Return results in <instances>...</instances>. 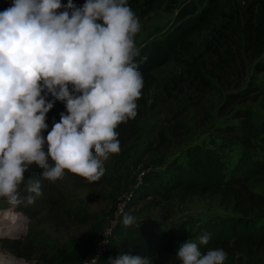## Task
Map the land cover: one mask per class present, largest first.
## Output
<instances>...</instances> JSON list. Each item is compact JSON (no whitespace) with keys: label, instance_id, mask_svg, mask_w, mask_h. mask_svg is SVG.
<instances>
[{"label":"rangeland","instance_id":"obj_1","mask_svg":"<svg viewBox=\"0 0 264 264\" xmlns=\"http://www.w3.org/2000/svg\"><path fill=\"white\" fill-rule=\"evenodd\" d=\"M177 1L183 4L188 0ZM9 4L10 0H0V9ZM245 4L246 0H219L216 6L222 14L216 15V22L201 28L189 40L188 60L199 62V70L207 79L209 88L202 91L190 85L187 67L174 61L151 73L160 86L164 82L171 85L176 81L180 90L173 89L171 96L166 97L160 106L159 99L165 98V92L158 93L159 98L155 99L153 90H140L133 118L134 133L123 134L118 139L120 151L105 161V171L98 180L88 184L66 174L55 182L41 180V195L32 204L22 202L12 207L0 199V239L19 241L24 245L18 249V254H11L0 247V256H6L8 262L0 260V264H49L41 259L45 254L69 258L60 264H82L84 256L95 245L119 205H123L120 216L123 212L133 214L135 224L147 231H173L180 243L205 233L204 227L212 222L222 223L240 215L232 204L215 194L174 192L164 200V197L151 192L165 191L176 166L189 167L188 154L194 147L214 150L231 171L241 157V150L237 130L232 132L229 127L241 124L238 117L241 111H250L254 119L264 121L260 98H250L264 89V70H261L264 49L257 56H252L246 49L243 29L248 14L243 12ZM131 10L140 23V30L134 37L138 50L175 27L176 11L159 7L141 18L139 6ZM229 13L236 19H230ZM222 23H226L228 29L220 36L215 27ZM209 41L218 46L219 57L206 49ZM141 95L146 100L145 105ZM232 95L245 99L233 101ZM160 134L162 139L158 140ZM250 156L264 164V143H257ZM249 186L264 196V170L250 179ZM20 192L23 196V184ZM46 197L59 199L58 205L45 203ZM14 211L16 213L12 214ZM259 213L261 216L255 223L264 225V208L259 209ZM256 217L247 219L254 223ZM5 228L21 231L8 233L3 230ZM125 229V226L117 229L109 253L100 264H107L108 259L115 256ZM203 247L204 251L211 248L206 244L200 247L201 251ZM21 253L30 259L25 260ZM174 256L167 255L153 261V264H168L170 260L171 264H179L172 259ZM224 264H264V248L228 253Z\"/></svg>","mask_w":264,"mask_h":264},{"label":"clouds","instance_id":"obj_2","mask_svg":"<svg viewBox=\"0 0 264 264\" xmlns=\"http://www.w3.org/2000/svg\"><path fill=\"white\" fill-rule=\"evenodd\" d=\"M139 30L127 0H10L0 11V199L32 204L41 180L72 174L94 182L103 175L105 161L120 151L115 129L136 116ZM55 102L63 111L49 127ZM31 166L40 178L26 181ZM120 222L131 226L136 217L123 212ZM208 240L205 232L178 244L172 259L224 264L222 248L200 250ZM107 264H153V257L121 254Z\"/></svg>","mask_w":264,"mask_h":264},{"label":"trees","instance_id":"obj_3","mask_svg":"<svg viewBox=\"0 0 264 264\" xmlns=\"http://www.w3.org/2000/svg\"><path fill=\"white\" fill-rule=\"evenodd\" d=\"M218 1L188 0L183 4H179L177 0H127L131 9L139 6L138 14L141 18L147 16L151 11L159 7H164L168 11H176L174 29L167 33H162L155 40L143 45L138 50V55L135 58L143 79L142 91L153 90L155 99L159 98L158 93L162 94L165 92V98L159 99V106L166 97L171 96L173 89L180 90L176 81L171 84L172 86L167 82H164L160 86L151 76V73L156 68L169 61L185 64L187 67L185 70L190 76V85L196 89L200 88L202 91H204L203 88H209L207 79L199 70V62L196 59L188 60L187 55L190 50L189 40L193 37V34L197 33L201 28L216 22L215 16L222 14V11H218V6H216ZM61 2L65 3L66 0H61ZM73 3L80 6L83 4V0H73ZM204 3L208 4L203 7L202 5ZM199 6L202 7L199 9ZM243 8L244 15H246V12L248 14L243 29L246 49L252 53V56H257L264 49V0H246ZM2 10L4 9H0V11ZM227 16L230 19H236V16L232 13H229ZM237 21L240 23L239 19ZM226 29H228L226 23L219 24V26L215 27V31L220 36H223V32ZM205 47L214 53L215 56L219 57L217 52L218 46L212 44V41L207 42ZM261 70H264V65H262ZM230 97L233 101H238V98L245 99V97L239 95H232ZM250 98L253 100L260 98L259 106L264 111V89ZM142 103L145 105L146 100L142 99ZM61 111H63V103L55 102L52 109L46 113V123L49 124V127H51L53 120L58 121ZM238 117L241 119V124L238 127H229V130H233L232 132H236L237 130V140L240 143L241 157L237 160L231 171H228L224 161H222L214 150L194 147L188 154L189 167L185 168L182 165L176 166L175 174L165 191L160 192L155 190L151 192L158 197H164V200H167L168 196L174 192H182L185 194L205 192L218 195L223 201L232 204L233 209L240 214L237 218L225 219L222 223L212 222L208 226L206 225L207 228L206 226L204 227L207 230L206 233L209 235L207 246L211 248H222L226 254L243 252L244 249L264 248V225H257L255 223L261 216L259 215V209L264 208V196L255 193L249 186L250 179L264 170V164L259 161H254L250 156V152L256 148L257 143H264V121L254 119L250 111H241ZM133 128V119L119 124L115 129L118 133L117 138H121L123 134H133ZM159 139H162L161 134L158 137ZM157 147L158 144H156ZM39 172L40 170L38 168L33 167V169H29L24 175L25 178H38ZM69 175L75 180L88 184L92 183L75 175ZM147 177L148 175H145V178ZM58 201L59 199L46 197L44 202L52 206H57ZM14 213L16 212L14 211L12 214ZM250 217H256L254 223L250 219H247ZM121 226L123 225L119 222L114 228L110 239L111 243L101 255L98 264L109 253L114 234ZM3 230H7L8 233L21 231L19 229L8 228ZM178 244H180L179 238L173 231H147L141 226L134 224L126 227L123 232V239L115 250V256L111 258H116L121 254H142L153 257V261H158L167 255H175V250L179 246ZM0 247L2 250L11 254H18V249L23 248L24 245L19 241L1 238ZM203 251L204 247L202 249ZM20 255L25 260L30 259V256L23 253ZM41 259L45 263L60 264L64 259L69 258L63 257L60 259L58 256L45 254L44 256L42 255Z\"/></svg>","mask_w":264,"mask_h":264},{"label":"built area","instance_id":"obj_4","mask_svg":"<svg viewBox=\"0 0 264 264\" xmlns=\"http://www.w3.org/2000/svg\"><path fill=\"white\" fill-rule=\"evenodd\" d=\"M123 205H119L114 213V217L110 219L109 224L103 229V232L101 236L96 240L95 245L92 247V249L89 251L87 255L84 256V259L82 261V264H91V261L93 258H96L95 264H98L100 261L101 255L107 250L110 239L113 233L114 228L116 225L120 222V213L122 212ZM113 221V222H112ZM107 231L108 237H106L103 233ZM108 239V243H102L103 241Z\"/></svg>","mask_w":264,"mask_h":264},{"label":"bare ground","instance_id":"obj_5","mask_svg":"<svg viewBox=\"0 0 264 264\" xmlns=\"http://www.w3.org/2000/svg\"><path fill=\"white\" fill-rule=\"evenodd\" d=\"M0 260H1L2 262H6V263H8V262H7V257L4 256V255H1V256H0ZM9 263H10V262H9Z\"/></svg>","mask_w":264,"mask_h":264}]
</instances>
